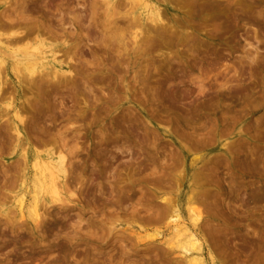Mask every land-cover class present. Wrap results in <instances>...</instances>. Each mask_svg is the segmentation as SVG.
Instances as JSON below:
<instances>
[{
    "label": "rangeland",
    "instance_id": "obj_1",
    "mask_svg": "<svg viewBox=\"0 0 264 264\" xmlns=\"http://www.w3.org/2000/svg\"><path fill=\"white\" fill-rule=\"evenodd\" d=\"M144 1L0 0V264H264V0Z\"/></svg>",
    "mask_w": 264,
    "mask_h": 264
},
{
    "label": "bare ground",
    "instance_id": "obj_2",
    "mask_svg": "<svg viewBox=\"0 0 264 264\" xmlns=\"http://www.w3.org/2000/svg\"><path fill=\"white\" fill-rule=\"evenodd\" d=\"M134 1V0H133ZM135 1H137V0H135ZM139 1H141V0H139ZM147 0L146 1H144V4H145V6L147 5ZM136 4H138V3H136ZM142 5H143V2H142ZM135 6V5H134ZM141 6V5H140ZM156 9V8H155ZM158 9V8H157ZM148 10V9H147ZM154 10V9H153ZM156 11V10H155ZM158 12V11H157ZM154 13L153 14V17H158V13ZM150 14V13H149ZM154 20V19H153ZM15 27V26H14ZM19 27H21V26H19ZM12 29V28H11ZM19 29V28H18ZM5 30V29H4ZM21 37V36H20ZM19 37V38H20ZM1 38V37H0ZM18 38V39H19ZM17 39V38H16ZM7 40V39H6ZM9 40V39H8ZM20 40H22V39H20ZM19 41V40H18ZM23 41V40H22ZM1 42V41H0ZM9 42V41H8ZM16 42V41H15ZM14 42V43H15ZM7 44V43H6ZM10 44V43H9ZM8 45V44H7ZM16 45V44H15ZM40 47V46H39ZM2 48V47H1ZM46 48V47H45ZM8 49V48H7ZM33 49V48H32ZM2 50H0V62L2 61V52H1ZM34 53V52H33ZM51 54V58H52V60L54 59V58H56V57H54L53 55H54V53L55 52H50ZM3 54L4 55H6L4 52H3ZM9 55V54H8ZM25 55V54H24ZM64 55V54H63ZM38 56V55H37ZM8 57H11V55H9ZM13 57H15V56H13ZM18 57V56H17ZM17 57H15L16 59H17ZM15 59V60H16ZM14 60V61H15ZM32 60V59H31ZM36 60V59H35ZM3 62V61H2ZM16 64V63H15ZM1 65V64H0ZM25 65V64H24ZM30 65V64H29ZM32 67H34V66H30V67H28V68H32ZM2 68V67H1ZM20 68V67H19ZM18 69V68H17ZM34 70V69H33ZM25 71V70H24ZM29 71V70H28ZM52 71H53V69H52ZM0 72H1V69H0ZM32 72V71H31ZM28 73V72H27ZM52 73V72H51ZM57 73V72H56ZM34 74H38V73H34ZM53 74V73H52ZM38 76H39V74H38ZM1 77V76H0ZM40 77V76H39ZM35 78V77H34ZM36 79V78H35ZM35 81V80H34ZM33 81V82H34ZM2 82V81H1ZM36 82V81H35ZM38 82H40V81H38ZM36 85V84H35ZM16 113V112H15ZM17 114V113H16ZM17 119V118H16ZM17 130V129H16ZM18 133V132H17ZM18 136V135H17ZM46 144H47V142H46ZM45 144V145H46ZM44 145V144H43ZM44 145V146H45ZM47 146V145H46ZM45 146V147H46ZM39 148V147H38ZM49 148V147H48ZM40 149V148H39ZM42 149V148H41ZM56 152V151H55ZM61 152V151H60ZM58 154H59V152H58ZM57 154V155H58ZM57 155H55V156H57ZM61 155V156H60ZM49 158H50V160H53V162H50L49 161V165H51V166H49V167H51V169L49 170V172L51 173L50 175V179H48L49 181H48V183H38L39 182V180H37L35 183H36V185H35V187H36V190L37 191H39V190H42V192L43 191H48L49 192V194H51V195H56L57 194V192H58V183H57V181H56V179H60L61 178V176L64 174L65 175V172L67 171L66 169H65V167H64V158H63V156H62V153L61 154H59L58 156L59 157H57L56 159H54V155H53V153H50L49 154ZM25 160V159H24ZM36 161V163L34 162V164H33V167L34 168H40V166H39V163H37V160H35ZM46 162V161H45ZM51 163V164H50ZM43 164V163H42ZM44 165V164H43ZM48 166V165H47ZM44 167V166H43ZM28 168V167H27ZM25 170V169H24ZM35 170V169H34ZM66 170V171H65ZM44 172V171H43ZM46 172V171H45ZM42 174V173H41ZM46 174V173H45ZM24 176V175H23ZM29 176V175H28ZM66 176V175H65ZM63 177V176H62ZM22 178V177H21ZM23 179V178H22ZM24 179H25V177H24ZM46 180V179H45ZM23 182V181H22ZM64 182H65V180H64ZM24 183V182H23ZM64 185V184H63ZM62 188V187H61ZM41 192V191H40ZM39 192V193H40ZM38 193V192H37ZM44 193V192H43ZM60 193V192H59ZM49 196V195H48ZM57 196V195H56ZM45 197V196H44ZM47 197V196H46ZM58 197V196H57ZM54 198V197H53ZM38 198H34V200H33V202H32V204H31V207H30V209L28 210L29 211V213H30V216L32 217V219H38V217H39V206H38ZM23 207H24V203H23V199L22 198H20L19 199V205H18V212H20V213H22L23 212ZM41 216V215H40ZM174 216V215H173ZM177 216V215H176ZM173 218V217H172ZM39 220V219H38ZM37 220V221H38ZM171 220V219H170ZM192 236V235H191ZM194 243V242H193ZM192 245V244H191ZM196 246V245H195ZM186 248V247H185ZM196 247H194L193 246V250L195 249ZM187 250V249H186ZM190 250V249H189ZM192 250V249H191Z\"/></svg>",
    "mask_w": 264,
    "mask_h": 264
}]
</instances>
